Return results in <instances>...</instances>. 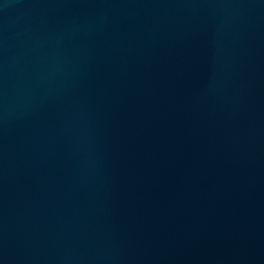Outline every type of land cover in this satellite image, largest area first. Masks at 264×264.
Here are the masks:
<instances>
[{"label":"water","instance_id":"obj_1","mask_svg":"<svg viewBox=\"0 0 264 264\" xmlns=\"http://www.w3.org/2000/svg\"><path fill=\"white\" fill-rule=\"evenodd\" d=\"M0 264H264V0H0Z\"/></svg>","mask_w":264,"mask_h":264}]
</instances>
